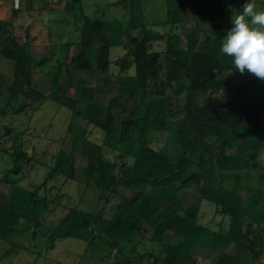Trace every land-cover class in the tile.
<instances>
[{
	"label": "trees",
	"instance_id": "trees-1",
	"mask_svg": "<svg viewBox=\"0 0 264 264\" xmlns=\"http://www.w3.org/2000/svg\"><path fill=\"white\" fill-rule=\"evenodd\" d=\"M65 1L69 11L83 9L81 0ZM184 11L183 0H167L169 24L181 23ZM18 13L19 9L13 7V20ZM82 21L79 53L70 62L56 58L48 70L53 84L51 99L70 109L74 116L85 117L105 133L128 138L131 128L140 130V146L133 162H118L101 152L87 169L86 181L94 183L100 191V199L108 193L121 197L105 231L103 234L97 232L95 239L106 240L119 253L125 242L137 237L140 225L147 223L154 230V240L164 247L159 256L150 255L152 264H200L196 256L198 246L222 251L214 264H261L257 259L264 251L261 232L264 225V188L262 197H245L238 189L225 183L234 179L243 184L244 179L251 178V169H260L258 181L264 182V166L261 165V159H264V83L247 71L241 74L234 68L232 58L220 52L223 27H212L205 32L203 39L192 30L186 35V47L181 44L178 34H170L166 37L165 51L156 52L150 50L151 35L162 37V34L143 29L140 36L131 37L124 44L127 55L133 56L135 73L122 82L121 96H113L105 105L96 102L95 97L106 88L88 86L84 79H79L78 96L73 98L60 93V76L70 73L72 66L81 70H91L95 65L105 66L110 61L111 46L118 45L119 37L127 36L137 24L128 26L116 19L103 20L87 14L82 15ZM5 25V20L0 18V29L6 30ZM106 30L111 33L108 44H104ZM100 43L103 45L96 47ZM1 52L15 68L11 97L18 98L21 93L44 97L31 87V66L33 63L42 65L47 59L34 58L31 41L21 44L14 40L12 45H4ZM163 57L171 66L167 80L158 83ZM225 73H233L237 79L236 88L228 98L219 95L224 88V80L219 77ZM153 80L156 81L154 87L151 86ZM166 83L175 86L177 97L185 99V115L178 120L170 117V98L163 91ZM205 91H209L207 98L199 102L200 92ZM140 96L145 103L143 113L122 120L121 129L116 128L115 111L122 107L124 99L135 105ZM27 107L23 104L20 110ZM73 127L72 122L70 129ZM153 132L166 133L169 139L179 143L176 159L149 146L148 136ZM80 137L79 132H74V146ZM217 140L223 146L218 155ZM14 156L15 161L21 157L29 159L22 150L16 151ZM195 159L201 165L198 171L191 166ZM118 166L121 169L116 171ZM20 171L21 166L15 164L2 178L10 184V192L0 199L1 240L20 231L22 220L39 227L41 217L50 210L53 201L41 194L37 187H26L11 178L12 174ZM75 171L71 156L61 150L47 179L57 175L74 179ZM216 179L218 187L213 184ZM190 186H195L204 199L221 206L223 213L229 215L230 225L226 232L197 222L198 208L184 206L180 192ZM125 189L134 191V194L125 196ZM78 226H70L64 234L54 231L49 235V247H54L57 237L65 238L76 232ZM255 228L257 232L254 233ZM169 235L172 240L166 243L165 238ZM232 247L235 248L234 253L229 252ZM146 257L140 256L133 264H140ZM132 261L129 258L122 264H132Z\"/></svg>",
	"mask_w": 264,
	"mask_h": 264
},
{
	"label": "rangeland",
	"instance_id": "rangeland-1",
	"mask_svg": "<svg viewBox=\"0 0 264 264\" xmlns=\"http://www.w3.org/2000/svg\"><path fill=\"white\" fill-rule=\"evenodd\" d=\"M245 0H183L184 17L181 23L167 22V0H81L83 9H66L65 0H0V18L6 22V30L0 29V199L10 192V184L2 181L9 168L15 164L21 166L19 174L11 178L29 188H38L39 192L51 198L50 210L41 217V224L20 221V231L11 234L6 240L0 239V264H122L132 258V264L142 255H147L140 264H152L150 255L159 256L164 247L154 240V230L142 223L137 237L124 243L122 252L113 248L106 240L95 239L97 232L103 234L105 226L112 217L121 197L108 193L104 199L99 198L100 191L92 181H86V172L91 162L99 153L118 162L131 163L138 154L140 130L131 128L128 138L118 134L105 133L94 126L85 117H76L70 109L51 99L53 84L48 70L56 58L70 62L81 48L82 15L103 20H119L128 26L136 23L137 27L125 36H120L119 44L111 46L110 61L105 66L91 70L71 67L70 73L60 76V93L77 98V84L84 79L88 86L106 88L98 93L95 101L107 104L115 95L121 96L120 86L125 78L135 73L133 56L127 55L124 44L131 37L140 36L143 29H151L162 34V37L151 35V52L165 51L166 37L178 34L181 44L187 46V33L194 30L197 37L203 39L205 32L216 25H221L224 36L231 28V17L242 11ZM258 8H264V0H255ZM13 7L19 9L13 20ZM11 22V23H10ZM110 31L106 30V41L110 42ZM31 41L34 58H46L42 65L32 64L31 87L43 94L37 98L34 93H21L12 98L10 87L15 79V68L2 54L4 45H12ZM102 43L97 44L100 47ZM169 61L163 57L158 70L157 82H165L170 67ZM219 79L224 80V88L219 95L228 98L236 88L237 79L233 73H225ZM264 83V80H262ZM156 81L151 82L154 87ZM169 96L168 110L172 120L185 115V99L175 95V86L166 83L163 86ZM209 91L200 92L199 102L205 101ZM23 104L27 108L21 111ZM142 96L134 105L127 99L117 109L115 126L121 129L122 120L139 116L144 111ZM73 122V129L70 123ZM74 132L81 135L77 146H74ZM149 146L169 157L176 159L179 143L169 139L163 132L150 133ZM218 155L223 148L222 142H216ZM222 146V147H221ZM26 152L29 159L21 157L15 161V152ZM64 150L74 162L75 178L70 179L57 175L47 179L48 173L55 165L58 153ZM227 151L233 152L228 149ZM217 160V156H216ZM264 166V159H261ZM195 171L200 169L197 159L191 164ZM121 169L120 166L116 171ZM242 172V171H237ZM250 179L243 184L234 179L225 184L238 189L243 196H263L264 182L258 181L260 169H251ZM230 173V172H229ZM232 173V171H231ZM245 183V184H244ZM218 187V179L213 181ZM134 191L125 189L124 195L131 196ZM185 207L198 208L197 222L212 229L226 232L230 225V217L223 213L221 206L204 199L195 186L180 192ZM79 225L76 232L68 237H57L54 247H49V235L54 231L66 233L70 226ZM257 229L255 228V232ZM264 235V225L261 228ZM36 231V232H35ZM260 232V231H259ZM94 238V239H93ZM172 236L165 238L170 243ZM221 250H211L198 246L196 256L200 264H214ZM234 253L235 248L229 249ZM264 264V251L257 259Z\"/></svg>",
	"mask_w": 264,
	"mask_h": 264
},
{
	"label": "clouds",
	"instance_id": "clouds-1",
	"mask_svg": "<svg viewBox=\"0 0 264 264\" xmlns=\"http://www.w3.org/2000/svg\"><path fill=\"white\" fill-rule=\"evenodd\" d=\"M231 28L223 37L220 52L232 58L234 68L264 80V8L245 0L242 11L231 17Z\"/></svg>",
	"mask_w": 264,
	"mask_h": 264
}]
</instances>
